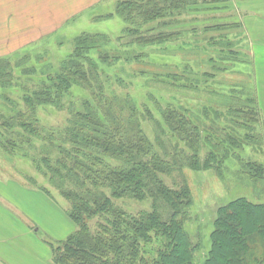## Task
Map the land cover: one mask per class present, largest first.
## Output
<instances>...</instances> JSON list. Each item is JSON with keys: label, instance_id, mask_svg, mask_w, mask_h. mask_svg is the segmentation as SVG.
Returning <instances> with one entry per match:
<instances>
[{"label": "trees", "instance_id": "1", "mask_svg": "<svg viewBox=\"0 0 264 264\" xmlns=\"http://www.w3.org/2000/svg\"><path fill=\"white\" fill-rule=\"evenodd\" d=\"M207 1L224 0H118L112 14L125 28L113 41L81 34L58 65L49 58L32 65L27 57L0 58V150L32 169L24 178L34 188L65 202L74 227L51 246L53 264H248V258L264 264V248L258 258L253 245L257 237L264 244V204L229 202L217 210L209 247L191 242L183 224L193 200L182 170L219 171L224 160L211 149L203 159L197 155L200 147H210L200 139L206 128L195 124L199 113L194 117L188 108L174 107L177 95L163 105L152 93L153 85L180 89L183 74L132 67L142 66L150 47L179 37L175 31H142L143 26L166 27L167 19ZM231 26H210L214 35L202 40L209 50L207 66L222 67L217 72L225 74L242 64L238 50L225 45ZM221 39L222 49L212 45ZM100 43L114 48L102 51ZM247 105L253 114L247 115L249 123H258L255 95ZM53 113L60 119L46 124L44 116ZM146 120L157 131L152 141L141 127ZM174 172L179 180L168 185L164 179ZM122 199L150 200L151 210L130 214L115 204ZM200 251L201 261L195 258Z\"/></svg>", "mask_w": 264, "mask_h": 264}, {"label": "rangeland", "instance_id": "2", "mask_svg": "<svg viewBox=\"0 0 264 264\" xmlns=\"http://www.w3.org/2000/svg\"><path fill=\"white\" fill-rule=\"evenodd\" d=\"M117 2L118 0H102L84 14L72 18L49 37L32 42L19 50H9L7 51L9 54L0 58H8L16 62L22 57H27L30 65L38 59L48 61L49 58L53 64L58 65L72 52L73 42L81 34H101L113 41L121 35L125 28L121 19L112 14ZM255 2L251 5H255ZM236 3L239 4L238 1ZM223 10L224 1L213 4L207 1L205 4L189 7L176 18L167 19L166 27L160 26L161 23L143 26L142 31L151 29H157L158 32L175 31L179 37L175 41L170 40L162 45L150 47L146 51L147 55L142 66L136 64L132 66L139 69L144 67L149 70V73L167 71L183 74V78L180 77L179 80L180 89L169 90L165 84L163 86L153 85L151 86L152 93L156 94L163 105L170 104L171 96L177 95L179 101L174 102V107L180 111L188 108L185 111H189L194 117L199 113L201 120L196 121L195 124L206 128L203 133L201 130L200 139L205 138L210 147L206 145L205 148L200 147L197 155L203 159L208 152L207 149H211L213 153L216 151V158L219 156L224 160L219 171L218 168L210 171L204 169L190 171L185 168L182 170L181 176L187 181L193 200L187 220L183 224L184 230L190 236L191 242L194 245L199 244L202 248L210 245L209 235L213 230L212 222L217 215L218 208L235 199H245L254 205L264 204V131L259 122L250 124L251 118L247 116L253 115L248 112L250 107L247 101L251 100L254 95L256 97L257 93L260 103L264 105V61L259 59L264 55V44L262 45L264 31L254 33L256 41L261 44L258 42L260 47L255 46L253 50L250 49L249 42H246L243 34L234 28L225 33L229 34L227 44L222 39L220 43L214 41L212 45L218 48L222 49L225 44L233 51L238 50L237 56L242 64L235 65V68L228 72L229 74L217 72L222 67L218 69L214 67L211 70L207 66L208 45L202 40L214 35L210 26L225 24L224 19L226 22L239 20V17L233 13V16L231 14L225 16ZM257 19L264 22V18ZM99 48L106 51L114 46L100 43ZM212 48L214 49L213 46ZM252 51L256 54L255 60L251 58ZM94 54L96 55L95 52H89L91 57ZM214 61L220 62L217 57ZM255 61H259L256 66ZM185 66L187 70L183 72ZM14 71L17 77L19 71L16 69ZM163 73L160 74L163 75ZM204 73L207 74L205 77ZM254 88L257 91L256 94ZM236 104L239 105L234 107ZM234 108L245 113L234 111ZM186 115L189 116V114ZM59 116L54 113L49 114L44 116L46 119L44 122L54 123ZM141 127L148 139L152 141L157 132L153 123L146 120ZM164 142L169 144L170 141L165 139ZM254 167H257L259 171ZM25 174L32 176L34 172L18 156H9L0 150V264H16L18 259L24 264H35L36 261L29 248L32 243H35L30 236L25 237L22 244L19 240L5 243L7 237H11L21 223L26 229L35 227L33 222L35 219L31 218L30 213L34 209L38 210L40 206L44 207L42 200L44 194L24 178ZM177 177L178 174L174 172L164 180L170 185L173 180L178 182ZM39 192L42 195L38 194ZM50 200L55 205L50 213L41 218V224L46 225V228H41V224L38 225L37 221L35 228L38 229V236L43 241V245L40 246L49 247L51 251V246L55 247L60 243L57 238L67 231L70 223L65 218V202L55 193ZM115 204L130 214L151 210L150 200L138 202L122 199L116 201ZM258 213L259 210H256V214ZM259 238L257 237L253 242L256 248L255 257L258 258L262 257L261 249L264 248ZM201 254L202 251L199 254L195 253L196 260H202ZM247 263L256 264V261L248 258Z\"/></svg>", "mask_w": 264, "mask_h": 264}, {"label": "crops", "instance_id": "3", "mask_svg": "<svg viewBox=\"0 0 264 264\" xmlns=\"http://www.w3.org/2000/svg\"><path fill=\"white\" fill-rule=\"evenodd\" d=\"M102 0H0V57L6 56L9 50H19L32 42H37L45 37H49L61 27L65 26L72 18L84 14L89 9L96 6ZM239 2V4L236 3ZM256 1V2H255ZM255 2V5H251ZM225 16L232 13L239 17V20L226 22L238 28L243 34L246 42H249V47L253 50L259 48V41H256L255 32L264 31V22L257 18H264V0H224ZM233 16V15H232ZM231 26V27H232ZM261 44V42H259ZM264 42L262 43V45ZM261 45V46H262ZM251 58L255 60L256 54L251 52ZM264 61V55L259 58ZM258 59V60H259ZM259 61H255L254 65H258ZM256 94V90L254 89ZM257 105L255 106L259 114V124L264 131V105L260 103L258 93L255 97ZM42 195L40 192L38 193ZM44 207H39L38 210L32 211L31 218L35 219L33 222L35 227L41 224L42 216L50 213L53 205H55L49 198L42 195ZM5 211V210H4ZM6 212V211H5ZM67 219V217L65 216ZM37 221V224H36ZM67 231L58 237V242L64 240L73 231L71 222ZM35 227L26 229L21 223L16 227L11 237H7L5 243L9 241L19 240L23 243L25 237L30 236L35 243L30 246V251L34 254L36 259L35 264H53L52 251L49 247L43 245V241L38 236V229ZM41 228H46V225L41 224ZM60 238V239H59ZM56 240V241H57ZM2 242V241H1ZM19 244V245H20ZM18 245V244H16ZM16 259V257H13ZM16 264H24L20 259Z\"/></svg>", "mask_w": 264, "mask_h": 264}]
</instances>
